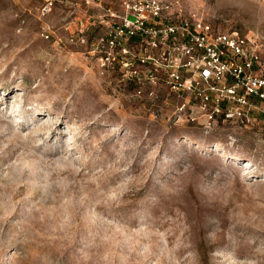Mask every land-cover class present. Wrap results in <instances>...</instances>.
<instances>
[{
  "label": "rangeland",
  "instance_id": "obj_1",
  "mask_svg": "<svg viewBox=\"0 0 264 264\" xmlns=\"http://www.w3.org/2000/svg\"><path fill=\"white\" fill-rule=\"evenodd\" d=\"M43 1L0 0V264H264V137L116 101L80 0ZM184 4L264 36V0Z\"/></svg>",
  "mask_w": 264,
  "mask_h": 264
},
{
  "label": "built area",
  "instance_id": "obj_2",
  "mask_svg": "<svg viewBox=\"0 0 264 264\" xmlns=\"http://www.w3.org/2000/svg\"><path fill=\"white\" fill-rule=\"evenodd\" d=\"M58 1L44 0L39 15ZM80 4L70 44L86 46L102 77L113 75L116 101L142 106L168 127L204 136L229 127L263 139L264 36L223 29L184 0Z\"/></svg>",
  "mask_w": 264,
  "mask_h": 264
}]
</instances>
